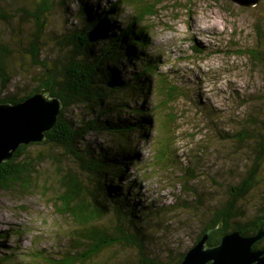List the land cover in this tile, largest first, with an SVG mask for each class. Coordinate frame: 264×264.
<instances>
[{"label": "rangeland", "instance_id": "rangeland-1", "mask_svg": "<svg viewBox=\"0 0 264 264\" xmlns=\"http://www.w3.org/2000/svg\"><path fill=\"white\" fill-rule=\"evenodd\" d=\"M87 1L88 5L93 4L94 11H102L114 0ZM35 2L7 1L10 22L0 21V39L14 49H23L16 45V27L21 25L28 34L33 29L31 17L16 19V6L23 4L33 13ZM156 9V15L148 17L145 23L153 40L152 52L163 57L157 71L163 73L167 82H158L160 88L148 101L133 97L127 102L132 107L144 102L145 109L154 107L156 112L148 138L141 137L140 131L131 136L136 143L137 162L125 168L127 180L120 185L125 186V192L130 183L136 186L133 195L130 191L127 194L133 203L144 207L138 208V217L142 223H148L147 230L152 236L149 253L168 261L194 245L197 233L213 214L212 206L221 204L229 186L245 179L255 165H259V183L243 201L246 216L258 215L264 204V152L260 147L264 134V67L244 53L256 49L255 25L264 27V0L252 7L239 6L230 0H160ZM131 12L132 8L126 7V13L116 22L121 23ZM80 15L79 4L74 0H62L60 5L53 6L46 23L54 39L46 37L45 55L53 57L60 52L62 47L55 35L60 37L68 28H80L83 24ZM27 57V52L15 51L11 61L9 72L15 78L9 91L16 95L24 94L36 83L24 70ZM165 84L181 86L167 104ZM89 113L83 105L67 110L76 121L90 117ZM224 131L244 135L247 131L249 135L240 143L234 137H222ZM113 140L114 135L103 130L90 131L84 142L99 153L101 145L116 144ZM35 150L37 145L30 151ZM63 164L67 167L70 161ZM39 168L40 175L30 178L32 187L0 191V236L1 233L6 236L0 237V259L13 256V262L0 264H16L22 258L30 261L33 253L37 255L39 251L54 257L57 247L68 246L67 236L73 223L61 214L56 203L61 185L51 186L58 180L57 161L47 158ZM185 179L209 201L199 210L205 211L203 216L178 202V198L194 201V192L185 187ZM195 201L193 206L198 204ZM160 207L166 209L158 216ZM152 211L154 216L150 215ZM155 215L159 224L153 219ZM108 252L120 262L133 256V249L127 246H116Z\"/></svg>", "mask_w": 264, "mask_h": 264}, {"label": "trees", "instance_id": "trees-1", "mask_svg": "<svg viewBox=\"0 0 264 264\" xmlns=\"http://www.w3.org/2000/svg\"><path fill=\"white\" fill-rule=\"evenodd\" d=\"M7 1L0 0V21L5 23L10 22L11 16L6 8ZM74 1L79 4L83 24L76 30L68 28L60 37L55 35L62 49L53 57L43 53L46 37L54 39L46 18L53 6L60 5L62 0H36L33 13L23 4L18 7L14 5L17 8L16 19L31 17L29 23L33 29L28 34L29 31L21 25L16 27V45L23 49H14L0 39V103L20 102L42 88L50 89L52 96L64 102L58 122L46 132L43 142L21 144L10 160L0 163V191L32 187L30 178L39 176L41 163L52 158L57 161L58 180L51 186L61 185L56 203L60 206L61 214L69 217L73 223L67 236L68 246L57 247L54 257L39 251L37 255L33 253L34 258L30 261L22 258V262L14 263L179 264L187 250L171 256L168 261L149 253L148 244L152 236L147 230L148 223H142L138 217L139 203H133L127 194L130 191L133 195L137 188L130 183L125 192V186L120 185L127 180L125 168L137 162L136 143L131 136L140 131L141 137L148 138L156 112L154 107L145 109L144 102L135 107L127 102L133 97L143 98L146 102L160 88L158 82H167L162 77L163 73L157 71L163 57L152 52L153 40L145 23L148 17L156 15L160 0H114L102 11H94L93 4L88 5L87 0ZM126 7H131L132 12L127 13V18L122 19L121 23L116 22L121 14L124 16ZM255 32L256 49L244 53L247 52L255 64L264 67V27L257 23ZM15 51L27 52L24 70L36 80L34 87H29L26 89L29 91L21 95L9 91L15 78L9 72ZM168 85H164L165 104L181 90L179 85ZM74 105L85 106L90 117H83L81 121L69 117L67 110ZM251 121H256V118H251ZM103 130L114 135L113 142L116 144L109 147L101 145L100 152L95 153V149L87 146L84 139L90 131ZM224 133L222 137H234L240 143L249 135L247 131L245 135L240 132ZM261 136L260 147L264 152V134ZM34 145H37L36 152L30 151ZM66 160L70 161L67 167L63 164ZM258 167L255 165L240 183L230 185L225 200L212 206L213 214L197 233L194 244L211 227L217 229L209 237L210 245L218 244L226 233L232 231L252 235L264 228V204L259 214L252 218L246 216L243 207V201L259 183ZM184 182L185 187L194 192V201L198 204L193 206L194 201L181 198H178V202L196 210L198 216H203L205 211L199 210L205 208L209 201L199 189L189 185V180L185 179ZM140 208L144 210V207ZM157 209L160 216L163 213L161 210L166 208ZM150 215L154 216V211ZM153 219L159 224L156 215ZM0 237L6 236L1 233ZM116 246L131 247L132 259L126 262L114 259L115 254L108 251ZM253 247L264 250V237L256 241ZM6 262H13V256L0 259V263Z\"/></svg>", "mask_w": 264, "mask_h": 264}, {"label": "water", "instance_id": "water-1", "mask_svg": "<svg viewBox=\"0 0 264 264\" xmlns=\"http://www.w3.org/2000/svg\"><path fill=\"white\" fill-rule=\"evenodd\" d=\"M239 6L252 7L261 0H230ZM64 102L50 94V89L37 90L20 102L0 103V163L10 160L21 144L43 142L46 132L59 120ZM264 219V217H263ZM217 227L208 229L201 239L185 252L179 264H264V250L253 247L264 237V228L256 234L240 231L226 233L218 244L208 240Z\"/></svg>", "mask_w": 264, "mask_h": 264}]
</instances>
